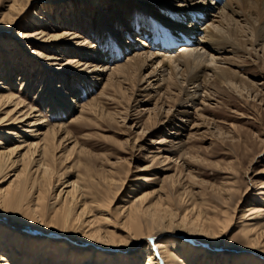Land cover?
I'll use <instances>...</instances> for the list:
<instances>
[{
	"label": "rangeland",
	"instance_id": "rangeland-1",
	"mask_svg": "<svg viewBox=\"0 0 264 264\" xmlns=\"http://www.w3.org/2000/svg\"><path fill=\"white\" fill-rule=\"evenodd\" d=\"M30 3L18 17L17 25L0 29V71L3 70L1 78L8 76L9 79L5 82L11 84L13 81L10 86L15 83V94L28 104L34 113L40 115L46 124L35 127V131H32V127L25 126L29 129L27 132H24L25 127H20L21 130L11 126L9 129L15 131V136L6 137L1 134L0 138L2 143L8 146L7 149L21 145L11 158L21 159L29 148L34 147L30 144L41 140L42 132L48 127L65 125L77 145L84 149L81 154L83 162L93 168L99 202L106 204L107 210H111L113 215L109 224H102L103 233L107 225L111 230L121 227L130 232L126 224H123L127 217L125 210L138 196L148 193L146 206L161 198L162 205L169 207L167 201L173 199L169 201V209L177 213V218L183 217L189 209L197 206L202 213L205 227L210 232H215L216 237L213 235L208 238L194 233L192 235L182 228H173L176 232L173 229L170 232H167V229H158L153 232L152 237L143 235L139 242L140 238L134 237L130 232L133 239L127 237L126 246L104 248L79 236L48 230L43 224L32 225L1 213L0 227L6 224L12 230L20 232L25 239L38 243L48 239L57 245L67 244L70 251L81 255V262L88 253L94 251V264H99L103 255L106 264H147L149 254L157 248L160 250V245L164 248L161 252L165 251L162 256H166L169 250H172L175 256H182L183 251L194 249L191 256L187 254V264H226L225 258L229 259L227 264H234V260L239 257L243 264H264V245L255 246L254 249L247 248V238L250 236L246 232L248 221L256 222L258 217L264 214V35H255L252 39L254 45L251 40L247 42L246 46L250 51L245 48L247 52L240 50L235 54H225L235 62L233 69H237L243 78L253 83L256 87L254 92L239 88L241 93L227 84L213 81L212 78L203 86L198 98L192 100L187 98L188 92H184L182 87L176 84L167 90L169 81L165 84L166 80H163V87L159 88L160 84L152 87L150 84L153 85L154 82H141L139 74L123 76L120 82H114L112 87L104 89L108 73L102 76L103 80L99 85L91 89L89 85L93 79L89 78V73L93 67H89V64L92 62V54L95 53L100 59L103 56L102 60L105 62L110 60L105 67L113 68L117 63L126 62L128 53L133 54V50H138L137 38L150 45L155 39H152L147 21L153 17L165 19L161 17L164 13L160 7L162 2L32 0ZM41 4L47 8L48 14L42 15L38 12L37 8H40ZM10 5L9 0H0V19L4 12H8ZM214 7L210 10L207 7L205 16L219 10L217 5ZM213 17L207 16L205 20L209 21ZM200 23L202 27L206 26L205 21L198 22ZM42 24L56 27L50 31V35L63 32L64 35L69 34L63 39H58L57 43L62 44V48L56 55L51 50L38 47L37 49L34 46V41L42 43L37 35H19L20 32L33 33L41 29ZM75 35L92 48L88 49L86 45H72L69 38ZM198 36L200 37V34ZM155 41V51L161 48L162 51L173 50L176 53L180 49L174 44L172 48L165 49L163 42ZM4 46L8 52L3 49ZM34 49L41 50V53L48 56L54 54L55 61L52 64H56H40L39 60L30 55ZM215 56L216 58L212 59L209 55L208 63L228 65L221 63V55ZM70 58L75 60L79 67H74L75 63L63 68V63ZM7 60L10 63L9 68L8 64L5 65ZM104 61L97 64L100 66ZM157 65L158 62H155L153 67ZM148 71H143L141 75H146ZM162 76L167 78L168 71L161 72L160 77ZM92 77H97V74ZM187 88L190 93L194 91L191 85ZM72 91L80 95L77 100L80 106L97 98L96 102L101 111H98L97 115L86 113L85 119L72 122L74 116L80 113L79 110L75 111L74 115L64 112L65 100L75 96ZM102 91L104 94H101ZM162 93L163 97L160 96ZM72 105L76 106L74 103ZM4 116L6 114L3 110L0 117ZM17 140L22 142L16 143ZM71 146L72 144L63 147L62 153L66 155ZM33 158L38 159L37 154H34ZM73 158L70 156L69 160L60 164L59 170L63 174L51 192L49 204L55 201L53 196L57 197L61 189L69 190L70 183L78 178L79 172L84 171L83 167L77 168L73 165ZM20 169L19 162L13 170L6 169L7 176L2 178L4 173L0 175V193L15 180ZM169 195L171 198L167 200ZM94 212L97 213L96 210ZM117 213L121 216L116 217ZM227 219H230V226L223 229ZM141 229L144 233L146 226ZM118 234L125 233L118 231ZM263 238L264 235L262 243ZM32 248L26 253L24 249L19 250L14 246L3 252L0 250V254L11 256L14 253H26L23 264H42L46 252L42 255L39 249ZM205 251L208 253L205 254ZM37 255L38 259L35 260ZM56 256L58 255L48 260L47 264H56L53 260L60 259L54 258ZM153 256L156 259L159 257L156 254ZM174 258L176 261V257ZM80 261L72 262L70 259L67 262L81 264ZM12 263L14 264V261Z\"/></svg>",
	"mask_w": 264,
	"mask_h": 264
},
{
	"label": "bare ground",
	"instance_id": "bare-ground-1",
	"mask_svg": "<svg viewBox=\"0 0 264 264\" xmlns=\"http://www.w3.org/2000/svg\"><path fill=\"white\" fill-rule=\"evenodd\" d=\"M31 1L32 0H9V4L11 5L8 6V12L2 14L3 17L0 19V29L11 28L12 25H17L18 17L24 12L25 7L31 4ZM159 1L162 2L160 3V7L161 10L163 8L162 11L164 12L161 17L165 19H155L153 17L152 20L147 21L149 26L148 29H151L150 34H152V39L163 42L165 49H170V47L178 41L184 42L177 47L180 48L179 51L174 53L173 50L162 51L161 48H157L158 50L155 51V40L152 41L150 45H147V42L137 38L136 40L139 42L138 50H133L135 51L133 54L128 53L127 61L123 64L117 63L113 68L111 66L105 67L110 60L105 62L102 60L103 56L102 59H100L98 58L99 56L96 57L94 53L92 54V62L89 64V67H93L91 73H89V78L93 79L89 85L91 89L99 85L101 80H103L102 76H105V74L108 73L104 89L108 86L112 87L114 82H120L119 80L123 78V76L139 74V80L141 82L152 80L154 82L153 85L152 83L150 84L152 87L155 84H160L159 88L163 87L164 85L162 86L161 82L164 83L165 80V84L169 81V84H167V90L171 89L173 87L172 85L176 84L177 86L182 87L184 92H188L187 98L192 100L198 98L197 96L200 94L203 86L205 84L207 85L209 79L211 80L212 78L213 81L227 84L241 93L242 90L239 88H247L248 91L250 90L249 92L255 91L256 87L253 86V83H250L249 80L243 78L239 71H236L237 69H233L232 66L235 65V62L231 61V59L226 57L225 54H235L240 50L247 52L245 49L247 48L249 50L246 46L247 42L251 40V44H253L252 39L256 37L255 35H264V0H158V2ZM214 5H217L216 8L219 10L217 9L218 11L216 13L211 12L208 14L207 16L214 17L213 19L211 18L212 20L209 19V21H206L205 18L207 16H205L206 14L204 11L207 7L209 10L211 7L215 8ZM46 9L47 8L43 7V5L40 8H37V10H39L38 12L42 15L48 14ZM203 21L206 22L204 23L206 25L204 27L201 26L202 23L198 24V22ZM174 25H177L180 28L177 29L178 27L176 28ZM54 28H56L54 25L42 24L41 29L34 31L33 33L25 34L20 32L19 35L21 37L37 35L38 38H41L42 43L34 41V46L36 48L51 50L56 55L59 52V49L62 48V44L57 43L58 39H63L64 37L69 36V34L66 33L67 35H64L65 32H63L50 35V31L54 30ZM198 34H200V37ZM69 39L72 41V45H86V43H83L80 40V37L76 35L71 36ZM167 39H169V42H167ZM28 42L24 43L27 44ZM24 43H22V47ZM86 46L87 48L89 47L88 45ZM5 47L6 46H4L3 49L8 52ZM89 48L91 49L92 47ZM103 49L104 47L101 50ZM262 49L264 52V46ZM64 50H66V48H64ZM40 51L34 49L30 52V55L36 60H39L40 64L45 63L47 66L56 64H52V62L55 61V59L53 61L54 54L48 56ZM216 54L221 55V57L219 56L221 63L228 65L221 66L213 65L214 63L211 64L212 62L208 63L210 62L209 55L214 59L216 58ZM212 59L210 58V60ZM102 61H104V64L99 66L97 63H101ZM155 62H158L157 67L159 68L153 67ZM213 62L215 61L213 60ZM75 63V60L72 61L71 58L66 59V62L63 63L62 67L64 68L66 65L71 66L70 64ZM6 64H8L7 66L9 68L10 63H8V60L5 65ZM74 67H79V64L76 63ZM2 71H0V112L4 110L6 116L0 117V135L4 134L6 137L15 136V131L9 129L11 126L16 129L25 126L32 127V131H35L34 128L37 126H44L46 123L42 120V117L34 113L32 108L15 94V83L10 86L13 81L11 84L5 82L8 81V76L5 78L2 76L1 78ZM5 71L8 72V70ZM143 71L148 72L146 75L142 76L141 73L143 74ZM165 71H168V77H160L161 72ZM93 74H97V77H92ZM171 81H174V83ZM188 85H191L194 89L192 93L187 91ZM164 93L160 94V96ZM72 94L75 95V98L72 96L67 98L65 100L66 108H64V112L71 115H74L73 113L77 110L80 111V113L74 116L72 122L85 119L87 116L85 115L86 113L89 115H97V112L101 111L96 102L97 98L80 106L77 101L79 100L80 95H77V93L73 91ZM101 94H104V91H102ZM72 103L76 106H73ZM162 105L160 106L161 108L163 107ZM27 127H25L24 132L29 130ZM20 129L22 130V128ZM37 130L39 132V128H37ZM36 134L38 133L36 132ZM73 138L74 137L65 125L61 124L57 127H48L46 131L42 132V138H40L41 140L39 142L36 144H30L34 147L29 148L21 159L14 160L11 157L17 152V149L21 145L10 146L9 149H7L8 146L4 145L5 143H2L0 138V175L4 173L2 178L8 174V172L5 173L6 169L13 170L15 165L19 162L21 163V169L16 175L15 180H13L9 186L0 193V213L2 215H11L22 222L32 225L43 224L48 230L58 231L72 236H79L82 239L92 241L104 248H119L126 246L125 240L128 238L133 239L131 234L134 235V237L136 236L137 238H140L138 240L139 242L142 240L143 235H145L144 237H152L154 234L153 232L158 229H167V232H170L173 228H182L184 231L192 235L194 233L207 236L208 238L215 235V232H210L208 228L205 227L202 213L198 210L197 206H193L192 209H189L187 214L183 215V217L177 218V213L173 212L172 209H169L171 204L169 201L173 199L167 201V206L169 207H164L162 205L163 200L161 198L156 203L146 206L145 201L149 196L148 193L138 196L125 210V212H127V217L126 220L123 219L125 220L123 224H126V228L131 234H129L130 232L123 230L121 227H117L116 230H111L108 225L105 233H103L101 227L102 224H109L112 221L111 219H113V215L111 210H107L106 204L104 205V203L99 202L96 195L98 192L95 189V186L97 185L93 168L88 163L83 162L81 154L84 152V149L80 148ZM17 142L19 143L22 141L17 140L16 143ZM69 144H72V146L67 149L68 152L65 155V153H62L63 147H69ZM34 154H37L38 159L33 158ZM70 156L71 158L74 157L72 160V162L74 161L73 165L77 168L83 167L84 171L82 173L79 172L78 178L70 183L71 188H69V190L67 189L64 191L61 189L57 197L53 196L55 201L52 204H49V197L52 196L51 192H53L54 187L60 182L59 177L63 174L60 173L59 166L60 164H63V162H66V160H69ZM169 196L170 197L167 196L168 198L166 197L167 200L171 198V195ZM95 210L97 212L96 214L94 212ZM120 213L122 214L123 212ZM121 214L117 213L115 216L118 217L121 216ZM250 214H252V212ZM263 217L264 214L262 213L256 222L248 221L246 224V232L250 236L249 239L247 238V248L254 249L256 248L255 246L264 245V243H262L263 240L261 241L264 235ZM206 219H208V221L210 220L207 217ZM224 223L225 225L223 229L228 228L230 226V219H227ZM143 226H146V231L144 233L142 232L144 230L141 229ZM118 231L125 233L124 235L127 236L124 237V235L118 234ZM0 240L2 241V244L0 245L1 252L8 248L12 249L14 246L19 250L24 249L26 253L29 252L32 247L39 249V251H41L40 254L42 255L46 252V257L44 255L42 264H47L49 262L48 260L53 258L54 255H58L54 258L61 259L53 260L56 264H69L67 261L70 259L72 262H79L81 259V255L70 251L67 244L57 245V243H53L48 239L41 241L40 243L34 240L25 239L20 232L12 230L6 224L3 226L1 225L0 227ZM159 248L160 250L157 248L156 251L149 254L147 264H155L157 261L160 262L159 264H187L185 262L187 254L189 253L191 256L194 252V249H190L189 252L185 250L183 251L182 256H175L173 251L169 250L167 251L166 256H162V254H165V251L161 252L163 245H160ZM147 249V251H149V248ZM26 253L24 255H17L14 253L11 256H2L0 254V264H13V261L14 264L15 262L23 264L22 262L24 261V257H26ZM204 253L206 254L208 251H205ZM153 254L159 256L158 259H156ZM174 257H176V261ZM104 258L105 255L99 260V264H106ZM239 258L234 260V264H243V261ZM37 259L38 255L35 257V260ZM95 261L96 255L94 254V251H91L83 261L80 262L81 264H94ZM225 261L227 264L229 259L225 258ZM31 264L33 263L31 262ZM206 264L208 263L206 262Z\"/></svg>",
	"mask_w": 264,
	"mask_h": 264
}]
</instances>
